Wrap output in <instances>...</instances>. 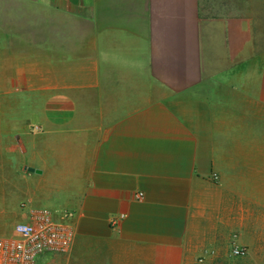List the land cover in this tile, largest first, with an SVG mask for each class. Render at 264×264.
<instances>
[{
    "label": "crops",
    "instance_id": "crops-1",
    "mask_svg": "<svg viewBox=\"0 0 264 264\" xmlns=\"http://www.w3.org/2000/svg\"><path fill=\"white\" fill-rule=\"evenodd\" d=\"M249 6L0 0V236L26 203L75 215L72 250L39 264H264Z\"/></svg>",
    "mask_w": 264,
    "mask_h": 264
},
{
    "label": "built area",
    "instance_id": "built-area-1",
    "mask_svg": "<svg viewBox=\"0 0 264 264\" xmlns=\"http://www.w3.org/2000/svg\"><path fill=\"white\" fill-rule=\"evenodd\" d=\"M143 194H139L142 199ZM26 220L17 223L12 234L0 236V264H39L46 255L69 253L76 240L74 212L54 207H33L22 204ZM126 217L114 216L113 227ZM247 250L240 246L232 248V255L240 258Z\"/></svg>",
    "mask_w": 264,
    "mask_h": 264
},
{
    "label": "rangeland",
    "instance_id": "rangeland-1",
    "mask_svg": "<svg viewBox=\"0 0 264 264\" xmlns=\"http://www.w3.org/2000/svg\"><path fill=\"white\" fill-rule=\"evenodd\" d=\"M249 12L251 14L250 19H254L256 24L264 26V0H250ZM17 204L14 205L17 206ZM9 209L10 212L14 211L12 208ZM13 224L11 223L9 225L4 226L5 228H7L6 231H10V229L13 227Z\"/></svg>",
    "mask_w": 264,
    "mask_h": 264
},
{
    "label": "water",
    "instance_id": "water-1",
    "mask_svg": "<svg viewBox=\"0 0 264 264\" xmlns=\"http://www.w3.org/2000/svg\"><path fill=\"white\" fill-rule=\"evenodd\" d=\"M30 171H35V170H33V169H30ZM36 172V171H35Z\"/></svg>",
    "mask_w": 264,
    "mask_h": 264
}]
</instances>
